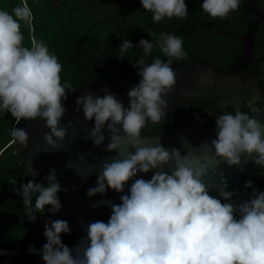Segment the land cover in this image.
Here are the masks:
<instances>
[{
	"label": "clouds",
	"instance_id": "clouds-1",
	"mask_svg": "<svg viewBox=\"0 0 264 264\" xmlns=\"http://www.w3.org/2000/svg\"><path fill=\"white\" fill-rule=\"evenodd\" d=\"M145 12L152 13L154 23L173 17L186 19L188 8L185 0H140ZM240 0H203L201 9L215 20L226 19L238 11ZM33 13L27 0L14 7L12 12L0 9V112L11 113L15 123L21 120L36 121L39 117L50 129L45 140L53 147L55 138L64 139L72 121L61 126L66 111L63 101L70 83H61L62 65L50 54L43 42L32 40L31 47L23 46L21 22L31 28ZM155 46L167 57L150 56L153 42L141 39L135 47L143 50L137 61L141 80L129 92L130 107L126 108L114 94L96 97L89 92L77 97L76 111L81 110L88 121L94 119L90 138L100 146L105 140V124L109 143L105 150L118 152L123 159L103 163L96 186L87 190L88 196L106 194L108 189L123 192L125 184L137 173H148L168 165L171 172L157 171L150 179H136L128 194L120 196L121 203L110 200L98 201L93 207L108 205L111 215L107 223L96 221L84 229L86 236L69 248L61 240L62 233H69L66 220H48L44 223L46 243L42 249L30 245L28 251L41 255L45 264H264V191L246 201L232 200L237 192L219 189V197L209 193L202 177L208 165L200 157L188 161L176 148L168 150L160 143L141 146L144 138L141 130L147 121L157 124L166 116L165 99L176 84V72L172 59L187 58L183 40L174 34L149 32ZM125 39L119 47V58L133 49ZM217 137L210 144L215 156L229 166H239L241 157L245 163L254 160L264 166V124L247 113L236 111L221 113L216 118ZM121 130L125 134L122 138ZM10 135L13 143L28 145V133L24 128L14 127ZM134 148L135 152L128 151ZM207 159V153L202 154ZM183 161V162H182ZM173 162L175 166L173 167ZM189 164L195 166H189ZM27 173L35 177L32 167ZM55 169L45 176L47 186L30 179L12 190L21 195L25 216L35 222V213H57L62 205L57 193L61 185ZM16 185V178L9 179ZM245 187L252 188L251 181ZM35 205L33 207V196ZM239 212V218L234 215ZM5 253L0 250V256Z\"/></svg>",
	"mask_w": 264,
	"mask_h": 264
},
{
	"label": "water",
	"instance_id": "water-1",
	"mask_svg": "<svg viewBox=\"0 0 264 264\" xmlns=\"http://www.w3.org/2000/svg\"><path fill=\"white\" fill-rule=\"evenodd\" d=\"M240 1L246 28L238 36L242 45L238 62L225 68L205 63L203 60L195 61L187 66L172 62L171 67L176 72V84L173 91L165 96L168 101L164 109L165 113L172 112L179 101L198 98L214 103L218 112H225V107L231 106L235 112L247 113L264 124V105L257 104L258 90L248 67L249 64L258 61L253 49L254 34L258 24L264 22V14L256 0ZM138 71L139 66L135 63L122 65L106 83L94 79L70 92L68 99L63 101L66 111L62 117L61 126L67 125L68 121H72V126L67 128L64 139L54 137L55 147L45 140V133H49L50 129L44 121L28 120L23 127L28 133L29 140L26 147L16 143L17 164L26 172L27 168L32 167L38 174L35 177L28 175L43 180L50 174L51 169H55L56 179L64 188V194L60 200L62 207L56 213V219L68 222L70 232L64 233L65 236L80 234L85 237L84 229L89 223L96 221L107 223L111 215L110 206L93 207V205L101 200L120 204V196L128 194L131 184L137 179L136 176L130 179L122 193L108 189L106 194L97 193L91 197L86 194L89 188L96 186L97 176L103 163H110L113 159H123V157L116 151L105 150V146L110 142L107 132L108 122L105 124L103 144L100 146L93 144L90 130L94 127V119L88 121L84 118L82 106L79 112L76 111L77 97L92 92L96 97L102 98L106 94L104 89L107 88L109 94H114L128 108L130 107L128 92L141 80ZM152 125L154 124L149 120L143 129ZM261 131L264 132V128ZM217 132L216 124L208 128L202 127L195 121L188 126L170 125L167 133L158 131L151 137L142 136L144 144L141 146H155L160 143L168 150L178 149L182 157H187L188 161L200 157L208 165L207 174L202 177V182L205 183L209 192L219 196V189L222 187L230 192L238 190L239 199L234 195L232 200L236 203L246 201L259 193L256 189L245 187L246 182L252 181V172L258 165L254 160H248L245 163L247 154L242 155L239 166H229L225 160L216 157L210 142L217 137ZM120 135L124 137L123 130ZM128 151L134 153L135 149L129 147ZM204 153H207L206 160L203 159ZM189 166L195 165L189 164ZM157 171L170 174L171 169L168 165L160 169H152L151 177ZM234 215L237 219L239 218L238 211Z\"/></svg>",
	"mask_w": 264,
	"mask_h": 264
},
{
	"label": "trees",
	"instance_id": "trees-1",
	"mask_svg": "<svg viewBox=\"0 0 264 264\" xmlns=\"http://www.w3.org/2000/svg\"><path fill=\"white\" fill-rule=\"evenodd\" d=\"M139 0H27L33 13L31 31L21 22V32L24 36L23 46L28 45L30 38L43 42L50 54L57 57L62 65L61 83H70L72 89H77L86 82L94 79L106 83L110 76L122 65L136 63L143 56V50L135 47L141 39L152 41L150 31L157 34L167 33L171 20L154 23L152 13L145 12L137 7ZM21 0H0V9L9 13L20 5ZM14 5V6H13ZM258 5L264 9V0H258ZM240 7V6H239ZM169 34V33H168ZM129 40L134 45L125 53L123 60L119 58V47L123 40ZM185 39V38H184ZM183 40V50L187 58L176 60L182 66H187L205 56L206 63H215L214 58L203 54L199 49ZM153 42V51L150 56H144L146 63H152L155 57L163 58L162 52ZM259 62L253 67V73L262 87H264V54L258 53ZM209 56V58H208ZM218 66V65H217ZM67 99L71 89H66ZM66 100V99H65ZM37 120L41 121L38 117ZM26 121L21 120L17 125L11 113L0 112V128L2 135L8 125L7 134L10 135L14 127L23 128ZM162 132H166L161 127ZM141 130V134H146ZM16 143L12 138L0 148V250L5 254L0 256V264H45L41 255L28 251L30 245L42 249L46 243L44 223L48 220H57L56 213L48 211L35 213V222H29L25 216L21 195L14 192V187L33 179L37 183L47 186V181L33 178L17 164L15 153ZM5 154V157L3 158ZM16 178V185L9 183V179ZM253 187L259 192L264 191V166L256 167L252 172ZM211 195L221 199L213 192ZM59 194V196H58ZM64 188L57 193L61 200ZM35 194L33 196V207ZM83 236L61 234L63 244L73 248Z\"/></svg>",
	"mask_w": 264,
	"mask_h": 264
},
{
	"label": "flooded vegetation",
	"instance_id": "flooded-vegetation-1",
	"mask_svg": "<svg viewBox=\"0 0 264 264\" xmlns=\"http://www.w3.org/2000/svg\"><path fill=\"white\" fill-rule=\"evenodd\" d=\"M202 2L203 0H185L189 13L188 17L186 19L173 17L174 20L169 24L170 28H168L167 33L174 34L181 39L185 38V42L199 49L203 54L213 57L215 63L210 62V64L218 65V67L222 68L235 65L240 58L242 47L238 36L246 28L241 1L239 10L231 12L223 20L219 18L211 19L208 14L202 11ZM256 3L258 5V0H256ZM137 7L141 8V10L144 9L140 0L137 1ZM258 7L264 14V9L259 5ZM253 49L258 61L249 64L248 67L258 90L257 104L264 105V87L257 82L252 69L259 62L258 53L264 54V22H260L256 28ZM162 55L163 58L167 59L164 54ZM205 59L207 58L204 55L199 58V60L204 62ZM221 113L235 114V109L231 106H226L225 112H218L215 104L206 99L191 98L179 101L175 104L172 112L166 113L164 120L142 129L146 130L147 133L141 134V136H154L156 132L162 131L161 127H164L166 129L165 133H167L170 125L188 126L192 121L199 122L202 127L208 128L216 124V118ZM136 178L150 179V171L148 173L138 172Z\"/></svg>",
	"mask_w": 264,
	"mask_h": 264
},
{
	"label": "rangeland",
	"instance_id": "rangeland-1",
	"mask_svg": "<svg viewBox=\"0 0 264 264\" xmlns=\"http://www.w3.org/2000/svg\"><path fill=\"white\" fill-rule=\"evenodd\" d=\"M14 6V5H13ZM30 31H31V28H30ZM32 40H33V38H30V41H29V48L31 47V44H32ZM25 47H28V45H26ZM8 125H6L5 126V131H3V132H5V133H3L2 135H0V148L5 144V143H7L9 140H11V135H9L8 136V134H7V130H8ZM0 133H2L1 132V128H0ZM5 157V154H4V156H3V158ZM0 161H2V160H0ZM3 162V161H2Z\"/></svg>",
	"mask_w": 264,
	"mask_h": 264
}]
</instances>
